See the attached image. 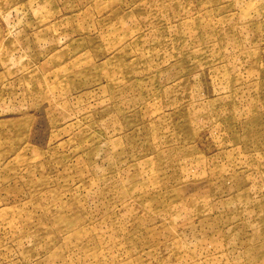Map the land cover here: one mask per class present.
<instances>
[{
    "label": "rangeland",
    "instance_id": "1",
    "mask_svg": "<svg viewBox=\"0 0 264 264\" xmlns=\"http://www.w3.org/2000/svg\"><path fill=\"white\" fill-rule=\"evenodd\" d=\"M0 264H264V0H0Z\"/></svg>",
    "mask_w": 264,
    "mask_h": 264
}]
</instances>
